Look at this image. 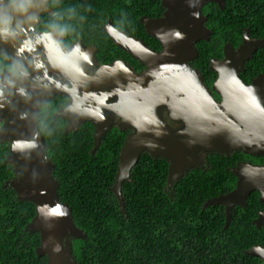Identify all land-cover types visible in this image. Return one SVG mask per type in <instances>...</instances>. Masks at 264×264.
Segmentation results:
<instances>
[{
    "label": "trees",
    "instance_id": "obj_1",
    "mask_svg": "<svg viewBox=\"0 0 264 264\" xmlns=\"http://www.w3.org/2000/svg\"><path fill=\"white\" fill-rule=\"evenodd\" d=\"M244 3L238 7L239 16L231 21L225 0L219 8L206 2L201 8L208 17L206 26L213 30L209 40L195 42L198 55L192 67L202 72L208 85L215 77L209 69L210 57L221 55V40L228 37L232 27L239 31L248 25L251 33H264V1L234 0ZM50 0L59 10L54 24L69 40L93 43L100 61L109 62L121 56L132 66L140 62L117 47L101 24L110 19L127 35L142 38L153 50L160 42L148 35L138 20L142 14H159V0ZM250 9V10H249ZM255 10L253 18L242 17ZM263 25V26H262ZM263 29H261V28ZM260 36L262 34H255ZM256 59V58H255ZM136 68V67H135ZM249 72H264V51ZM52 111H41L37 126L45 141L46 153L54 164L52 174L58 181L60 201L71 209L73 222L85 238H71V251L78 264H258L259 257L247 254L252 246H264V227L256 228L252 219L264 203L259 192L252 191L246 206L235 205L229 224L225 227L223 205L204 203L230 191L236 183L232 168L249 158L264 162V156H251L241 151L228 155L205 153L204 167L186 170L167 185L169 163L162 157L153 158L143 152L130 170V180L121 187L124 198L122 212L111 187L115 180L118 154L127 133L110 128L93 151L94 125L85 120L76 130L63 132L64 119ZM8 143L0 141V264H46V255L36 254L40 244L37 231L27 228L35 215L31 201H18L6 181L13 176L12 166L4 161Z\"/></svg>",
    "mask_w": 264,
    "mask_h": 264
},
{
    "label": "water",
    "instance_id": "obj_2",
    "mask_svg": "<svg viewBox=\"0 0 264 264\" xmlns=\"http://www.w3.org/2000/svg\"><path fill=\"white\" fill-rule=\"evenodd\" d=\"M21 1L24 7L38 6L36 13H52L46 6L48 0ZM209 1L220 7L223 4V0H160L164 8L162 16L140 18L145 32L160 42V51L107 23L104 32L112 42L145 67L139 72L122 60L100 65L89 75L86 68H75L81 58L73 50L67 57L58 58V66L54 68L60 74L61 68H65L70 75H62L77 83L73 89L65 87L40 96L31 89L20 93L14 114L0 127V141L8 143L4 161L12 166L13 172L6 184L14 190L18 201L34 204L35 215L27 228L39 233L36 254L46 255V264H57V259L78 264L72 255L71 238H85L73 222L70 207L59 199L58 181L52 174L54 164L47 156L45 141L37 126L38 108L51 93L71 98L63 110L54 113L66 120L63 132L76 130L85 120L93 123L92 152L113 126L112 116L120 118L119 131L132 129L118 154L111 187L122 212H125L122 184L131 179L130 170L143 152L168 161L167 185L186 170L203 165L202 153L228 155L241 151L264 156V75L259 74L248 84L239 77L254 47L262 46L264 41H246L245 34L244 44L237 53L225 44L224 57L210 59L209 69L217 73L211 88L204 84L202 72L190 64L198 55L195 42L209 39L210 29L204 25L207 16L201 13L202 6ZM14 16L21 18L18 11ZM32 18L31 24L37 21L36 14ZM51 46L56 51L60 47L55 43ZM95 60L89 56L87 67H94ZM109 88L120 90L119 102L109 103L113 95ZM100 91L102 95L98 96ZM211 91L220 96V101L214 99ZM163 108L167 109L168 120L179 126L165 120L160 113ZM104 109L114 114H103ZM17 141H33L35 146L14 148ZM233 173L237 177L235 186L204 203L224 206L225 227L230 222L233 206L244 207L252 191H258L260 201L264 202V164L242 163ZM253 223L257 227L264 225V211L258 213ZM247 254L264 260V247L253 246Z\"/></svg>",
    "mask_w": 264,
    "mask_h": 264
},
{
    "label": "flooded vegetation",
    "instance_id": "obj_3",
    "mask_svg": "<svg viewBox=\"0 0 264 264\" xmlns=\"http://www.w3.org/2000/svg\"><path fill=\"white\" fill-rule=\"evenodd\" d=\"M150 1L151 0H149L148 2L149 4H150ZM224 1L225 0H223V4L221 7L217 3L215 4H217L219 8H223L225 5ZM263 1L264 0H254L253 2L256 6H259L260 3H262ZM49 2L50 0L46 2V6L48 9L52 11V13H47L45 11H40L39 13H36V9L38 6L33 7L30 5V6L24 7L22 5L21 0H0V92H2V95H0V110H1L0 114H2L0 117V127H2L5 124V122L11 117V114H14L15 104L16 102L18 103V99L20 98L21 96L20 93L22 91L26 89H31L33 92H37L36 95L40 96L42 93H45L47 91H50V92L52 90L58 91L65 87L68 89L74 88V86L77 83L75 82L72 83L70 79H67V77H69L70 74L65 70V68H63L62 66H59V68L62 67L60 72L64 76H67V77H64L54 68L58 66L57 59L62 58V57H67L69 53H71L77 47V45L79 46V52H76V54L78 55V58H81V61L75 64V68L76 67L86 68L87 69L86 74L92 75L94 71L96 70V68L100 65L111 64V63H114L115 61H122V60L136 72H139L145 68L142 64H140V66H135L136 67L135 68L134 66L131 65L130 62H128L121 56L111 58L109 59L110 60L109 62H104V61L102 62L96 56L97 48L95 44L85 43V42H82L80 39H75V40L65 39L64 33L59 27H57V25L54 24V20H53V18L59 13V10L51 6ZM237 2L238 1L231 0L230 6H229L228 15L231 21H233L234 18L239 16L238 7L246 8V5L241 2H239L238 5L236 6ZM17 11L20 13L21 18H16V16H14ZM163 11H164V8L159 14H156V15L155 14L152 15V13L149 15L142 14L141 16H139L138 20L140 21V18L142 17L143 18L160 17L162 16ZM201 13L207 16L205 13L202 12V10H201ZM33 14H36L37 21L31 24V22L33 21V18H32ZM253 14H255V10H251L250 13H248L242 18L243 20H245V22H248L249 17L250 18L254 17ZM206 22L207 20L204 22L205 26H206ZM107 23L112 24L110 19H106L101 24L100 26L101 29L104 30V27L107 25ZM207 28L210 29V35H209L210 37L213 33V30L210 27H207ZM5 29H7V31H5ZM229 31L230 32L227 33L228 34L227 38H224L219 33L216 34V37L220 38L221 40V45H220L221 55L210 57V59H222L224 57L223 48L225 44L231 47L232 52L237 53L239 48L244 44L245 34L247 37L246 41H255V40L264 41V33L262 32L260 33V31L259 32L257 31L255 34H262V35L256 36L255 34L251 33L250 27L248 25H242L240 33L236 29L235 26L230 28ZM128 35L130 36V34ZM136 39H141L145 42V40L142 38H136ZM54 43L55 45L59 44L60 47H58L59 49L58 51H56V49H54L51 46V45L54 46ZM146 46L149 47L147 44ZM160 50L161 49H159L158 51ZM263 51H264V44L262 46L254 47L251 56L245 61L243 65L244 70L239 72V77L245 83L247 84L250 83L251 80L257 77L259 74L264 75V72L261 70H257L255 73L251 74L249 70L246 68L247 63L252 64L254 60L257 62L259 59V55H261ZM85 55L88 57L87 60H89V56L95 57L96 62H95L94 67H89V68L87 67V65L90 64V61L87 62L85 59H83V56ZM210 59H209V64H210ZM37 65H41V67H37ZM214 73H215V77L212 80V82L217 77V73L215 71ZM212 82L209 85L205 82L204 84L208 88H211ZM145 87L146 86H144V88ZM103 91L105 92L104 89ZM109 91L113 92V95L110 97L109 103L119 102L120 98H119L118 91L120 90L118 88H109ZM211 92H212L214 99L216 101H220V96L214 91H211ZM101 95L102 94L100 91L98 93V96H101ZM70 101H71V98L66 94H62V93L52 94L51 93L48 97L45 98L43 103L39 106L37 114H39L41 111H45V112L52 111L51 114H53L54 116V113L56 111L63 110L70 103ZM160 113L168 114L166 108L161 109ZM103 114H114V113L109 109H104ZM111 119L113 122V126L118 128L120 118L112 116ZM165 120L168 123H170L172 126H175V127L179 126L178 123H174L168 120V118H166ZM65 125H66V120L64 119V127ZM64 127H63V130H64ZM130 130L132 131V129ZM204 154L205 153L201 154V158L204 161V163L200 167H204V165H206ZM242 163H251V164H259V165L264 164V162H260V161L256 162L249 158H245L244 160L239 161L236 166H239ZM236 166L232 168V172ZM258 199L260 201L259 196H258ZM236 205H239V204H236ZM239 206L242 207L241 205ZM245 206H246V203H245ZM262 211H264V208L258 209L257 216H258V213ZM256 217L252 219V223ZM255 227L261 228V227H264V225L261 224V226L259 227L255 225ZM255 246H258V245H255ZM259 259H260V262L258 264H261L264 260L262 258H259Z\"/></svg>",
    "mask_w": 264,
    "mask_h": 264
},
{
    "label": "clouds",
    "instance_id": "obj_4",
    "mask_svg": "<svg viewBox=\"0 0 264 264\" xmlns=\"http://www.w3.org/2000/svg\"><path fill=\"white\" fill-rule=\"evenodd\" d=\"M5 31H7V29H5ZM74 52H79V46L77 45V47L74 49ZM83 59L87 60L88 57L85 55L83 56ZM37 67H41V65H37ZM0 95H2V92H0ZM35 144L33 141H17L13 147L14 148H25V147H34Z\"/></svg>",
    "mask_w": 264,
    "mask_h": 264
},
{
    "label": "rangeland",
    "instance_id": "obj_5",
    "mask_svg": "<svg viewBox=\"0 0 264 264\" xmlns=\"http://www.w3.org/2000/svg\"><path fill=\"white\" fill-rule=\"evenodd\" d=\"M162 116L166 119L167 118V115L166 114H162ZM59 260V261H58ZM57 262L59 263V264H68L67 262H66V260L65 259H57ZM57 263V264H58Z\"/></svg>",
    "mask_w": 264,
    "mask_h": 264
},
{
    "label": "snow or ice",
    "instance_id": "obj_6",
    "mask_svg": "<svg viewBox=\"0 0 264 264\" xmlns=\"http://www.w3.org/2000/svg\"><path fill=\"white\" fill-rule=\"evenodd\" d=\"M57 211H59V210L57 209Z\"/></svg>",
    "mask_w": 264,
    "mask_h": 264
}]
</instances>
